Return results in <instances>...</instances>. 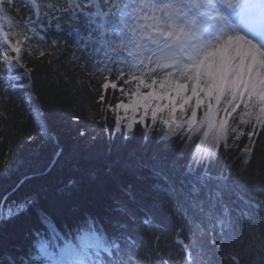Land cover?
<instances>
[{"label": "snow or ice", "instance_id": "snow-or-ice-1", "mask_svg": "<svg viewBox=\"0 0 264 264\" xmlns=\"http://www.w3.org/2000/svg\"><path fill=\"white\" fill-rule=\"evenodd\" d=\"M65 25L78 33L72 60L85 61L100 81L98 102L124 112L116 111L115 131L131 132L136 124L150 131V115L152 125H162V140L182 138L177 159L185 151L191 158L178 178L163 165L151 166L163 182L153 185L165 196L163 218L132 184L121 185L120 231L108 233L88 217L75 240L58 250L38 233L43 264H264V170L255 174L257 188L239 179L251 169L256 137L264 138V0H0V105L9 89L28 86L27 58L64 51L55 40L33 47L36 36L45 39L41 29L64 31ZM109 89L128 102L113 108L105 98ZM29 101L36 103L31 93ZM6 120L7 108L0 107V121ZM230 149L240 153L238 173L227 166V173L213 175L208 169ZM32 202L0 204V218Z\"/></svg>", "mask_w": 264, "mask_h": 264}, {"label": "trees", "instance_id": "trees-1", "mask_svg": "<svg viewBox=\"0 0 264 264\" xmlns=\"http://www.w3.org/2000/svg\"><path fill=\"white\" fill-rule=\"evenodd\" d=\"M64 35L59 31L48 41H58L64 49L62 53L49 59L30 57L26 61L31 68L32 92L45 128L26 102L29 86L9 89V99L0 105L7 108V120L0 121V134L5 137L0 140L1 204L7 209L22 203L17 199L25 201L34 196L41 203V206L29 205L25 213L1 220L0 264H43L39 257L28 262L29 258L17 256L19 250L27 248L25 240L31 237L30 226L44 224L46 219L59 236L57 239L51 232L52 241L61 240L63 235L72 233L65 226V221L71 222L68 216L71 211L104 215L103 224H98L111 233L108 227L117 226L125 219L116 211L115 204L117 198L126 200L121 185L132 184L138 199L163 218L168 211L165 196L153 189L154 184L163 182L153 177L151 166L163 165L169 176L178 178L191 158L185 151L183 158L177 159L184 147L183 140L179 136L162 140L159 122L152 125L148 120L150 131L141 125H135L131 132L115 131L116 111L98 102L99 79L86 70L85 61L72 60V53L76 51L74 41H68ZM128 97L118 90L109 89L105 93L106 101L113 108ZM93 115H96L95 122ZM253 147L255 157L251 169L240 174L239 179L250 188H257L260 179L255 174L264 170V138L256 137ZM239 155L237 149L221 151L219 159L208 170L217 175L221 171L227 173V166H231L238 173ZM173 163L175 169L170 167ZM236 178L234 175L233 179ZM9 185L14 189V197L7 196ZM226 202L230 207L237 206L227 198ZM137 215L143 213L138 210Z\"/></svg>", "mask_w": 264, "mask_h": 264}, {"label": "bare ground", "instance_id": "bare-ground-1", "mask_svg": "<svg viewBox=\"0 0 264 264\" xmlns=\"http://www.w3.org/2000/svg\"><path fill=\"white\" fill-rule=\"evenodd\" d=\"M12 185H9V197H14V189L12 188ZM33 202L32 204L30 205H35V206H41V203L40 201L37 200V197H33V198H30ZM19 202H24L23 200L21 199H17ZM2 202V199L0 198V204ZM19 205V204H18ZM21 213H25V210L20 212L19 214ZM70 217V220L71 222H67L65 221V226L66 227H70L71 228V232L72 233H69V234H66V235H63L65 236L64 238H62L61 240H56V241H52V239H54V237L51 235V231H49V224H32L30 226V234H31V237H29L27 240H25V247H27L26 249L23 250H19V252L17 253V256L21 259V258H25L26 260H28V258L30 257V255H26V253L31 249L32 247V244H33V241H34V236L36 234H42L41 236H44V237H48L49 240H51V244H55L57 246V250L59 247H63L66 239L67 240H75V237L77 235V229L80 227V225H76V224H82L88 217H94L95 220L97 221V223H100L102 222L103 224V217H105L104 215L102 214H99L97 212H91V211H83L82 213H78L77 211H71L68 215ZM3 218H0V223H1V220ZM40 218H38L39 220ZM76 225V226H74ZM100 225V224H99ZM102 226V225H101ZM103 227V226H102ZM68 228H65V230H67ZM110 232L111 233H116L118 231H120L116 225H113L111 227H108ZM107 228V229H108ZM27 251V252H26ZM32 250H30V254H31ZM25 261V260H22V262ZM29 261V260H28ZM27 264V263H25ZM37 264H40V263H37Z\"/></svg>", "mask_w": 264, "mask_h": 264}, {"label": "rangeland", "instance_id": "rangeland-1", "mask_svg": "<svg viewBox=\"0 0 264 264\" xmlns=\"http://www.w3.org/2000/svg\"><path fill=\"white\" fill-rule=\"evenodd\" d=\"M24 260V259H23Z\"/></svg>", "mask_w": 264, "mask_h": 264}]
</instances>
